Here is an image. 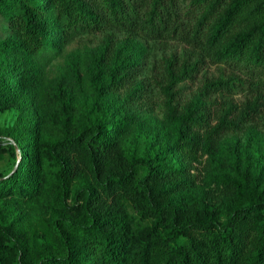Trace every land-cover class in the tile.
<instances>
[{"label":"trees","instance_id":"obj_1","mask_svg":"<svg viewBox=\"0 0 264 264\" xmlns=\"http://www.w3.org/2000/svg\"><path fill=\"white\" fill-rule=\"evenodd\" d=\"M189 2L184 8L179 0H0V114L19 112L11 141L0 139V159L20 158L12 174L0 176V264H264V170L237 156L225 165L230 175L194 192L200 187L194 163L208 174L224 133L250 131L254 122L264 132V116H257L263 95L240 105L212 99L244 83L219 76L179 104L177 86L192 79L198 61L171 56L160 85L169 142H128L137 135L129 111L151 101L138 79L136 37H181L212 62L244 67L253 86L254 78L264 84V0ZM103 27L127 38L121 44L106 34L94 56V106L85 118L69 100L74 82L45 79L41 57ZM121 93L123 107L111 113L104 98ZM26 100L41 107L43 125L27 116ZM87 181L92 189L74 192ZM12 199L28 208L55 203L68 220L30 230Z\"/></svg>","mask_w":264,"mask_h":264},{"label":"rangeland","instance_id":"obj_2","mask_svg":"<svg viewBox=\"0 0 264 264\" xmlns=\"http://www.w3.org/2000/svg\"><path fill=\"white\" fill-rule=\"evenodd\" d=\"M189 1L179 0L184 8H188L191 5ZM106 34H112L115 40L121 44L127 38L125 32L111 27H103L93 33L81 31L62 45L57 53H44L41 57L45 64V79H63L65 82H68V80L74 82L71 87L73 90L69 100L74 103L73 105L78 110L79 115L85 118L89 116L90 110L94 106V96L89 87L90 68L94 56L104 43ZM135 42H137L136 48L143 65V70L138 75V79L142 84H147L145 86L146 96L151 101L144 108L136 107L129 111L137 123V128L134 130L137 131V135H132L128 138V142L132 145L136 144L142 147L150 139L163 141L166 144L169 142L167 139L170 125L164 118L160 85L164 60L171 56H175L179 63L183 61H198V69L192 79H187L177 86L176 99L179 104L193 98L196 91L206 80L219 76H239L244 83L233 93H216L211 96L212 99L215 98L219 102H223L226 98H230L233 102L240 105L255 92H259L264 97V84L259 79L254 78L253 86L250 83V75L244 67L233 63L212 62L203 55L199 48L187 43L181 37L174 35L156 40L136 37ZM124 54H127V51ZM140 86L142 85L140 84ZM123 96L124 94L121 93L108 95L104 98V101L110 106L111 113L115 111L117 106L123 107ZM24 111L33 122L41 125L45 123L44 113L34 101L26 100L24 102ZM18 114V110L13 107L6 109L0 114V139L3 142L11 141V137L15 132L14 128ZM257 116H264V101L261 113ZM216 120V116H213L212 123H215ZM255 124L254 122V128H251L250 131L226 132L223 134L221 139L223 151L218 156V160L212 165L211 170L208 171V174L202 168V163H194L195 166H198V169L194 170V172L198 174L197 182L200 184V187L194 189L195 193H199L203 186L210 188L219 183L225 176L230 175V170L226 169L225 165L235 160L237 156L242 157L243 165H245V162L246 164L254 163V167H257L258 171L264 170V132L260 126ZM25 151L29 152V147H26ZM19 159L18 156L14 158L9 153L4 154L0 159V176L12 174L16 170V162ZM80 186L81 188L85 186L88 189H92L94 185L89 181L83 185L78 184L74 187V192L78 191ZM66 201L71 204V196ZM10 204L14 207L16 216L21 218V224L29 226L30 230H40L41 221L56 222L67 219L59 211L60 207L54 208L56 206L55 203L53 207L50 206L49 208L46 206L28 208L14 200ZM225 208L223 206L222 210L219 211L220 221L226 218L227 210Z\"/></svg>","mask_w":264,"mask_h":264},{"label":"water","instance_id":"obj_3","mask_svg":"<svg viewBox=\"0 0 264 264\" xmlns=\"http://www.w3.org/2000/svg\"><path fill=\"white\" fill-rule=\"evenodd\" d=\"M16 150H17V153H19L20 150H19V148L17 146H16Z\"/></svg>","mask_w":264,"mask_h":264}]
</instances>
